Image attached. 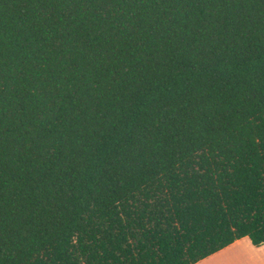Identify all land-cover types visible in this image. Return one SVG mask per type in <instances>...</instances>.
<instances>
[{
  "label": "trees",
  "instance_id": "obj_1",
  "mask_svg": "<svg viewBox=\"0 0 264 264\" xmlns=\"http://www.w3.org/2000/svg\"><path fill=\"white\" fill-rule=\"evenodd\" d=\"M264 243V0H0V264H194Z\"/></svg>",
  "mask_w": 264,
  "mask_h": 264
},
{
  "label": "crops",
  "instance_id": "obj_2",
  "mask_svg": "<svg viewBox=\"0 0 264 264\" xmlns=\"http://www.w3.org/2000/svg\"><path fill=\"white\" fill-rule=\"evenodd\" d=\"M194 264H264V243L255 246L242 237Z\"/></svg>",
  "mask_w": 264,
  "mask_h": 264
}]
</instances>
